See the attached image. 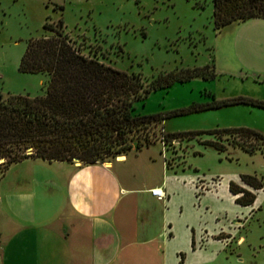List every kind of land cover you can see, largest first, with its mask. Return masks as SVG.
<instances>
[{
    "label": "rangeland",
    "instance_id": "374dc122",
    "mask_svg": "<svg viewBox=\"0 0 264 264\" xmlns=\"http://www.w3.org/2000/svg\"><path fill=\"white\" fill-rule=\"evenodd\" d=\"M59 21L82 53L139 73L145 83L181 68H214L213 77L175 81L136 101L134 114L166 117L136 132L134 139L146 136L149 145L103 162L124 155L129 165L159 169L164 160L169 167H184L198 178L200 195L197 200L190 195L185 208L189 220L204 228L198 264H264V189L255 190V203L242 206L230 201L224 188L230 180L249 188L242 174L264 181V143L254 153L235 145L232 135L219 136L226 145L222 151L203 143L218 139L207 132L218 128L244 126L264 133V107L241 102L208 107L239 97L264 101V75L249 71L229 49L236 26L214 29L213 0H0V92L45 93L47 74L20 72L18 64L30 38L50 33L43 24ZM190 106L200 108L174 114ZM195 131L205 132L165 135ZM33 161L40 160L12 164L0 175V187L32 172L51 175L32 167Z\"/></svg>",
    "mask_w": 264,
    "mask_h": 264
},
{
    "label": "crops",
    "instance_id": "0c3cea01",
    "mask_svg": "<svg viewBox=\"0 0 264 264\" xmlns=\"http://www.w3.org/2000/svg\"><path fill=\"white\" fill-rule=\"evenodd\" d=\"M232 25L229 49L264 75V17L221 29ZM128 159H37L32 167L51 175L32 172L0 187V264H198L204 228L185 213L188 197L200 195L198 178L164 160L156 169ZM228 183L225 195L235 201ZM153 187L165 197L152 195Z\"/></svg>",
    "mask_w": 264,
    "mask_h": 264
},
{
    "label": "trees",
    "instance_id": "16d2710c",
    "mask_svg": "<svg viewBox=\"0 0 264 264\" xmlns=\"http://www.w3.org/2000/svg\"><path fill=\"white\" fill-rule=\"evenodd\" d=\"M255 17H264V0H213L215 30L233 21ZM43 28L50 33L27 41L18 70L47 74L45 93L30 96L0 92V175L25 159L71 162L77 158L82 163L103 162L132 147L147 146L146 136L134 139L136 132L166 116L134 114V103L146 98L152 90L167 88L175 81L197 76L206 79L215 74L214 68L208 66L181 68L159 74L145 83L139 73L127 72L82 53L64 32L61 21L45 22ZM229 102L264 107V101L247 97L215 101L208 107ZM199 108L190 106L174 114ZM204 132L165 135L192 137ZM207 132L218 139L203 143L219 151L226 149L219 140L222 134L232 135L234 144L248 153H254L264 143V133L244 126ZM240 180L251 189L232 180L228 189L236 196L237 204L251 205L256 199L255 190L264 189V181L253 174H242Z\"/></svg>",
    "mask_w": 264,
    "mask_h": 264
},
{
    "label": "built area",
    "instance_id": "2783aa9c",
    "mask_svg": "<svg viewBox=\"0 0 264 264\" xmlns=\"http://www.w3.org/2000/svg\"><path fill=\"white\" fill-rule=\"evenodd\" d=\"M149 190H150L151 194L156 196L158 199H163L165 197V192L160 187H153Z\"/></svg>",
    "mask_w": 264,
    "mask_h": 264
},
{
    "label": "water",
    "instance_id": "95a60500",
    "mask_svg": "<svg viewBox=\"0 0 264 264\" xmlns=\"http://www.w3.org/2000/svg\"><path fill=\"white\" fill-rule=\"evenodd\" d=\"M0 161H2V159H0Z\"/></svg>",
    "mask_w": 264,
    "mask_h": 264
}]
</instances>
